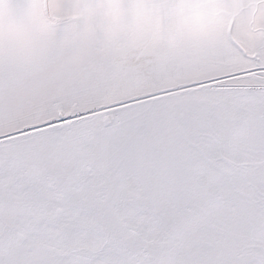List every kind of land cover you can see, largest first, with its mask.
<instances>
[{
	"label": "snow or ice",
	"instance_id": "obj_1",
	"mask_svg": "<svg viewBox=\"0 0 264 264\" xmlns=\"http://www.w3.org/2000/svg\"><path fill=\"white\" fill-rule=\"evenodd\" d=\"M0 264H264V0H0Z\"/></svg>",
	"mask_w": 264,
	"mask_h": 264
}]
</instances>
